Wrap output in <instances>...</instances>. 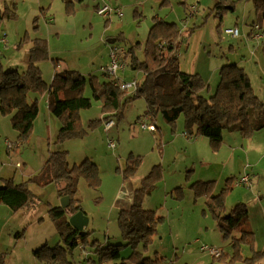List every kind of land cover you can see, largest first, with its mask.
<instances>
[{
	"label": "rangeland",
	"instance_id": "374dc122",
	"mask_svg": "<svg viewBox=\"0 0 264 264\" xmlns=\"http://www.w3.org/2000/svg\"><path fill=\"white\" fill-rule=\"evenodd\" d=\"M6 1L15 3L17 16L0 25V37L6 39V43L0 44L3 69L22 71L29 39L40 36L47 40L50 57L39 63L44 81L49 84L56 70H77L86 79L83 94L91 97L89 77L95 75L100 81L110 79L101 70L109 62L107 40L117 38L116 45L126 48L134 45L135 56L142 58L144 28L148 33L153 17L158 16L175 22L182 31L179 62L182 64L186 56L192 57L195 70H200L198 73L208 85V89L201 91L205 97L213 94L221 65L236 62L247 73L252 90L264 107V42L246 34L248 26L250 30L252 22L261 19L253 9V0H230L232 7L221 11V18L211 10L216 0H72V13H67L63 0ZM192 4L196 10L190 8L191 15L188 9ZM103 5L118 7L121 16L102 17L96 8ZM47 7L42 14L41 9ZM36 17L37 27L33 29L32 20ZM227 27L238 28L240 36L232 38L226 34ZM190 28L193 30L189 36ZM25 34L26 43L21 42ZM52 58L60 59L56 66ZM134 75L136 80L142 79L141 72L126 70L122 75L119 70L116 73L124 81H131ZM34 97L39 111L29 136L21 142L17 141L18 132L12 127L10 117L0 113V186L4 179L21 183L39 171L61 125L59 118L49 112L46 93H29L30 101ZM145 111L144 99L136 97L124 107L120 118L111 116L103 120L100 103L92 99L89 108L79 111V124L85 132L60 144L68 150L69 165L88 159L96 164L100 177L96 190L84 178L78 181L77 197L88 218L83 230L89 233L82 242L79 239L72 253H65L66 261L97 264L93 241L101 245L121 244V256L130 254L117 215L122 206L131 204L134 188L157 165L159 177L142 205L164 218L151 242L145 248L140 247L143 255L158 258L155 264H249L245 258L251 257L253 250L264 251V126L247 136L224 130L219 148L214 149L204 137L187 139L181 135L183 116L172 131L160 113L150 119ZM110 119L114 123L107 127L105 122ZM252 119L260 123L264 113ZM142 123L154 124L155 130L143 128ZM109 139L114 142L113 148L108 145ZM136 158L139 162L135 175L124 179L123 170ZM244 175L248 176L247 184L235 185ZM226 182L229 186L224 190ZM28 188L34 198L31 205L13 211L0 204L2 264H50L34 255V250L43 244L53 247L59 241L48 213L49 206L61 205L56 185L28 184ZM218 196L225 213L241 204L246 209V228L254 232V242L252 249L248 244L241 245L240 252L245 258L234 256L231 236L223 237L210 211V203ZM204 245L220 250L224 258L214 259L201 249ZM117 262L119 259L103 264ZM252 264H264V255Z\"/></svg>",
	"mask_w": 264,
	"mask_h": 264
},
{
	"label": "trees",
	"instance_id": "16d2710c",
	"mask_svg": "<svg viewBox=\"0 0 264 264\" xmlns=\"http://www.w3.org/2000/svg\"><path fill=\"white\" fill-rule=\"evenodd\" d=\"M63 1L67 13H72V0ZM253 2L262 22L264 0H253ZM225 4L227 6H224ZM228 6L232 7L230 0H216L211 10L221 18L223 15L221 11H225ZM191 9L189 11L192 15ZM43 10H48V7L41 9V13ZM16 16L15 3L9 4L6 0H0V25L5 20L15 19ZM36 20L37 17L32 20L33 29L37 27ZM192 30L193 28L189 29L187 33L189 36ZM27 37L25 34L21 42L26 43ZM183 38L182 31L175 22L165 21L158 16L153 17L143 43L142 58L135 56L134 45L125 48L123 54L119 55L120 61L125 63L126 67L142 73V79L137 81V87L132 94L121 88L112 75L103 71V75L110 76L108 81H100L95 75L88 79L91 97L83 94L86 84L84 75L74 69L56 70L50 83L47 84L42 77L39 63L50 57L47 40L40 36L29 39L30 45L22 71L15 68L3 69L0 64V113L10 117L12 127L18 132L17 141L21 142L29 136L39 111L37 97L30 101L29 93L45 92L49 112L61 122L54 143L40 170L30 175L24 182L14 183L9 178L4 179L0 186V204L7 205L13 211L34 202L28 184L44 187L54 183L57 187V195L68 199L66 206L51 205L48 208V213L59 234L58 243L53 247L41 245L34 250V255L50 264H70L64 258L65 253H72L79 245V239L82 242L89 233L75 229L68 218L82 210L77 197L79 179L84 178L87 185L96 190L100 183L98 169L96 164L88 159L79 164L69 165L68 150L60 144L68 138L81 136L85 132L79 124V111L89 108L92 99L100 103L102 119L106 120L111 116L120 118L129 102L136 97H142L146 103L145 114L150 118L160 113L174 131L177 120L183 116L184 134L188 137L205 136L214 149L219 148L224 130L237 131L247 136L264 126V119L260 123L253 122L252 118L264 113V107L262 101L253 92L250 79L243 67L234 62L222 64L215 90L207 98L201 93L202 90L208 89L203 77L197 72H186L180 68L179 49ZM59 60L52 58L55 66ZM93 122L92 120L89 124ZM138 162L139 159L136 158L127 164L123 170L124 179L135 175ZM159 174L160 168L157 165L153 166L141 179L139 186L134 188L131 204L118 212L117 222L121 235L126 241L125 245L131 249L130 254L127 257L121 256V244L101 245L93 241L97 264L118 259L119 262L113 264H155L159 260L143 255L140 248L141 246L145 248L151 242L157 233L158 225L164 218L157 215L155 210L142 205L144 197L154 187ZM229 182H226L224 190L228 188ZM209 208L223 237L231 236L230 244L234 256L245 258L240 252L241 245L248 244L252 249L254 232L246 228L247 214L244 205H236L225 213L222 200L218 196L214 203H210ZM262 255L264 251L253 250V255L245 260L252 264ZM213 258L222 260L224 256L220 253ZM3 261L4 254L0 253V264Z\"/></svg>",
	"mask_w": 264,
	"mask_h": 264
},
{
	"label": "built area",
	"instance_id": "2783aa9c",
	"mask_svg": "<svg viewBox=\"0 0 264 264\" xmlns=\"http://www.w3.org/2000/svg\"><path fill=\"white\" fill-rule=\"evenodd\" d=\"M96 11L99 15L105 18H110L111 14H115L117 17L121 16L122 14V11L118 7L112 8L108 5L99 6L96 8ZM249 31H250L249 34L251 35V37L255 39V41L257 40V41L264 42V24L263 23L254 22L252 26H250ZM224 32L230 35L232 38H237L240 36V31L236 27H227L224 29ZM1 43H6L5 36L0 37V44ZM124 50L125 48L123 46H118V45L112 46L109 51V62L107 65L101 67V70L103 72H106L112 75L118 81L121 88L126 89V90L130 89L131 92H134V90L137 87V81L135 79H132L131 81H124L123 79H120L119 77L116 76V73L119 70H125L126 68L125 63H123L119 59V55L123 54ZM113 123L114 122L112 119L105 122L107 127L112 126ZM141 126L143 128L149 129L150 131L155 130V126L152 123H149V124L142 123ZM6 144L9 145V142L7 141ZM108 145L110 148H113L115 146L114 142L111 139H109ZM17 164L19 166V163ZM248 180H249L248 176L244 175L236 181L235 185L247 184ZM201 249L209 252L213 256H218L221 253L220 250L210 248L205 245L202 246Z\"/></svg>",
	"mask_w": 264,
	"mask_h": 264
},
{
	"label": "crops",
	"instance_id": "0c3cea01",
	"mask_svg": "<svg viewBox=\"0 0 264 264\" xmlns=\"http://www.w3.org/2000/svg\"><path fill=\"white\" fill-rule=\"evenodd\" d=\"M164 0H162V2H163ZM216 2V1H215ZM195 6L192 4V5H190L189 6V9L188 10H190V8H194ZM229 7V6H228ZM196 9V8H195ZM194 9V10H195ZM253 9H254V4H253ZM255 11H256V9H254ZM36 10H33V12H35ZM257 22H260V23H263L264 24V22L262 21H257ZM252 23H254V22H252ZM145 29V37L147 36V31H146V28H144ZM249 26H248V30H246V34L247 35H250L249 34ZM117 38H112V39H109V40H114V42L113 43H109V48H108V59H109V51H110V48L112 47V44L113 45H116V40ZM4 44V43H3ZM120 46H122V45H120ZM124 48H126V47H124ZM190 48V46L187 48V51L185 52L186 53V55H187V52H188V49ZM180 57V56H179ZM232 59V58H231ZM227 61H229L230 60V58L229 57H227V59H226ZM183 62H182V64H180V68L182 69V70H184V71H186V72H197L198 73V71H200L199 69L196 71L195 70V63L193 64V60H192V57L189 55V56H186L185 58H184V60H182ZM186 63V64H185ZM234 63H236V62H234ZM224 64V63H223ZM237 64V63H236ZM103 66H105V65H103ZM103 66H101V67H103ZM126 70H130V69H128V67H126L125 68V70H120L121 72H122V75L124 74L125 75V73H126ZM133 77V79H137V76H132ZM121 79V78H120ZM136 81H139V80H136ZM150 118V117H149ZM150 119H152V118H150ZM149 124V123H148ZM154 131V130H153ZM181 135L183 136V137H185V138H187V139H190V138H197V137H204V138H206L207 140H208V138L207 137H205V136H197V137H188L186 134H184V132L182 131V133H181ZM209 141V140H208ZM131 191H132V184H131V182H130V188H129ZM130 204H128L127 206H122V208H127L128 206H129ZM121 209V208H120Z\"/></svg>",
	"mask_w": 264,
	"mask_h": 264
},
{
	"label": "water",
	"instance_id": "95a60500",
	"mask_svg": "<svg viewBox=\"0 0 264 264\" xmlns=\"http://www.w3.org/2000/svg\"><path fill=\"white\" fill-rule=\"evenodd\" d=\"M114 40H107V43H113ZM67 197H61V206H66L68 204ZM70 224L77 229L78 231H82L85 226L88 224V218L82 210H79L72 214L68 218Z\"/></svg>",
	"mask_w": 264,
	"mask_h": 264
},
{
	"label": "bare ground",
	"instance_id": "6f19581e",
	"mask_svg": "<svg viewBox=\"0 0 264 264\" xmlns=\"http://www.w3.org/2000/svg\"><path fill=\"white\" fill-rule=\"evenodd\" d=\"M7 146H10V144L9 145L7 144Z\"/></svg>",
	"mask_w": 264,
	"mask_h": 264
}]
</instances>
